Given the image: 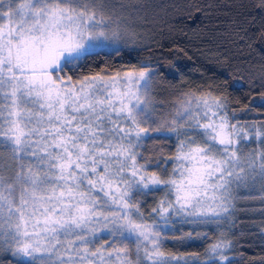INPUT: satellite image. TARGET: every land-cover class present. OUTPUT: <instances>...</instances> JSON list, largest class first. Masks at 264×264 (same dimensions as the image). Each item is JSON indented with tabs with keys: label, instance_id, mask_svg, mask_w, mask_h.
<instances>
[{
	"label": "snow or ice",
	"instance_id": "6c2138e0",
	"mask_svg": "<svg viewBox=\"0 0 264 264\" xmlns=\"http://www.w3.org/2000/svg\"><path fill=\"white\" fill-rule=\"evenodd\" d=\"M184 7L188 22L264 43V0ZM148 8L0 0V264H264L246 259L257 226L241 222L264 225V67L232 79V57L217 56L224 82L188 87L159 63L192 59L177 46L131 67L101 60L155 41ZM90 60L98 70L82 72ZM245 80L251 95L230 111L225 90ZM192 242L203 251L167 249Z\"/></svg>",
	"mask_w": 264,
	"mask_h": 264
},
{
	"label": "trees",
	"instance_id": "16d2710c",
	"mask_svg": "<svg viewBox=\"0 0 264 264\" xmlns=\"http://www.w3.org/2000/svg\"><path fill=\"white\" fill-rule=\"evenodd\" d=\"M141 2L149 5L148 12L150 15L157 16L158 18L147 28V36L155 35V41L148 40V48L144 51H133L131 55H122L120 58L107 56H101V60H107L114 66L127 65L131 67L133 64L138 63L140 60L148 57L149 49L153 51V58L159 59V57L167 52L173 46L183 48L187 51L188 56L192 59L189 60L183 53L166 56L163 59H159V63L162 64L165 69L169 64V61L181 66V70L177 72L175 69L166 71L165 75L167 81L171 86H179L185 84L188 87H195L196 85L209 83H223L224 76L220 75L222 71L220 63L215 57L219 56L220 60H223L226 56L232 57L231 65L228 68V73L232 79H241L239 73L248 75L247 69H251L256 73H259L260 69L264 67V43L251 42L252 48L249 49L246 45L234 42V38L230 33L232 29L227 27L228 21H224L223 25L218 29H212L209 25L205 27L208 21L201 22L200 18L192 23L188 22L184 16L186 11L185 5L189 0H141ZM217 4L225 2H231V0H215ZM215 19L213 24H215ZM211 29V31H210ZM156 42H159L157 44ZM163 48L160 49V45ZM100 63V60L88 61L82 72H88L90 70H98L96 65ZM216 78L213 81L212 78ZM225 94L229 95V99L233 105H236V109L230 108L229 110H238L243 103H247L242 98L245 95H251L249 92L248 83L244 81V87L238 91L232 88L225 90ZM255 114H249L245 119H251ZM262 117L256 116V119ZM171 151H175L174 146ZM169 152L165 149V154ZM171 167V166H169ZM159 194H157V197ZM152 201L149 200V205ZM253 207H259V204L252 205ZM241 222L244 228H251L253 224L257 227L252 228L249 232L251 237L249 240L250 250L246 253V259L250 260L254 256L264 254V248L260 244L259 237L255 234L259 227H264L260 224V217L258 215L253 216L251 219L241 217ZM187 231V229H185ZM204 245L199 242H192L190 246L178 248L174 247L172 243L167 245V249L171 251H187V252H202Z\"/></svg>",
	"mask_w": 264,
	"mask_h": 264
},
{
	"label": "rangeland",
	"instance_id": "374dc122",
	"mask_svg": "<svg viewBox=\"0 0 264 264\" xmlns=\"http://www.w3.org/2000/svg\"><path fill=\"white\" fill-rule=\"evenodd\" d=\"M126 2H135V0H126ZM147 35V28L141 29Z\"/></svg>",
	"mask_w": 264,
	"mask_h": 264
}]
</instances>
